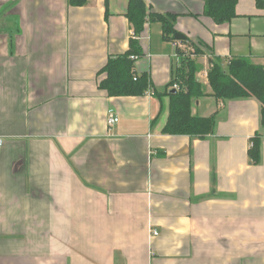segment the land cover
I'll return each instance as SVG.
<instances>
[{
  "label": "crops",
  "instance_id": "0c3cea01",
  "mask_svg": "<svg viewBox=\"0 0 264 264\" xmlns=\"http://www.w3.org/2000/svg\"><path fill=\"white\" fill-rule=\"evenodd\" d=\"M132 1L189 41L151 20L136 35ZM236 15L217 24L204 0H0V264H264L263 106L218 101L208 79L210 59L264 67V0ZM132 39L150 89L110 97L104 68ZM187 59L205 94L192 114L216 119L204 138L163 132Z\"/></svg>",
  "mask_w": 264,
  "mask_h": 264
},
{
  "label": "trees",
  "instance_id": "16d2710c",
  "mask_svg": "<svg viewBox=\"0 0 264 264\" xmlns=\"http://www.w3.org/2000/svg\"><path fill=\"white\" fill-rule=\"evenodd\" d=\"M205 15L217 24H226L236 18L238 0H204ZM87 0H69L72 7H83ZM262 2L259 1V4ZM129 22L133 25L135 34L144 32L148 20L158 21L163 26L164 40L176 43L175 30L176 17L173 15L148 14L145 4L141 1H132L127 14ZM185 38L182 42H188ZM139 43L130 41V50L123 56L110 59L104 68L107 78L101 83V89L110 97H141L150 89V80L144 75L138 77L135 73V62L131 57L139 56ZM197 48L196 54H199ZM213 66L208 74L212 97L218 101H231L255 97L263 106L262 125L264 126V67L253 65L248 60H233L225 69L219 60L210 59ZM199 67L195 61L184 60L178 70L174 81L168 86L163 95L170 99V114L164 134L170 136H189L204 138L211 135L216 126L214 117L203 119L192 114L194 102L205 97L203 87L196 76ZM178 90L173 94V87ZM156 95V93H155ZM249 158L253 164L261 161V141L255 139L249 151Z\"/></svg>",
  "mask_w": 264,
  "mask_h": 264
},
{
  "label": "built area",
  "instance_id": "2783aa9c",
  "mask_svg": "<svg viewBox=\"0 0 264 264\" xmlns=\"http://www.w3.org/2000/svg\"><path fill=\"white\" fill-rule=\"evenodd\" d=\"M133 61H135L137 58L136 57H132L131 58ZM175 90H178V87L175 86L174 87ZM120 122V119L117 115H115L114 113H110L109 116H108V120H107V125H108V128L112 129L114 128L115 126H117ZM6 142L3 138H0V151L4 148ZM154 237H157L158 236V233L157 232H154Z\"/></svg>",
  "mask_w": 264,
  "mask_h": 264
},
{
  "label": "water",
  "instance_id": "95a60500",
  "mask_svg": "<svg viewBox=\"0 0 264 264\" xmlns=\"http://www.w3.org/2000/svg\"><path fill=\"white\" fill-rule=\"evenodd\" d=\"M175 39H176V41H184V40H185V37L182 36V35H180V34H177V35L175 36ZM174 93H176V91H173V94H174Z\"/></svg>",
  "mask_w": 264,
  "mask_h": 264
}]
</instances>
